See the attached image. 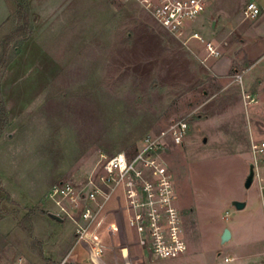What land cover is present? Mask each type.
Instances as JSON below:
<instances>
[{
	"label": "rangeland",
	"instance_id": "rangeland-1",
	"mask_svg": "<svg viewBox=\"0 0 264 264\" xmlns=\"http://www.w3.org/2000/svg\"><path fill=\"white\" fill-rule=\"evenodd\" d=\"M251 2L260 15L245 19ZM19 3L30 24L22 37ZM6 11L0 264H216L264 254V0L213 1L179 39L115 0H0V21ZM194 32L202 42L188 38ZM180 119L181 145L158 138ZM118 155L129 172L105 170ZM162 189L184 255L194 254L182 261L149 249L150 216L167 233ZM235 201L248 206L237 211ZM228 227L233 240L221 246Z\"/></svg>",
	"mask_w": 264,
	"mask_h": 264
},
{
	"label": "built area",
	"instance_id": "built-area-1",
	"mask_svg": "<svg viewBox=\"0 0 264 264\" xmlns=\"http://www.w3.org/2000/svg\"><path fill=\"white\" fill-rule=\"evenodd\" d=\"M123 4H135L145 10L166 32L171 34L173 37L179 39L188 35L189 29L192 27V22H195L202 14L205 13L206 8L213 1L217 0H115ZM243 15L245 19H256L260 15L259 7L251 2L248 3L243 9ZM188 38L190 40H198L202 42V38L197 33H191ZM208 51L211 55H217L214 53L211 45L207 44ZM236 79L240 81V76H236ZM187 133V123L185 119H180L175 122L170 123V126L162 131L158 138L162 140L163 138L170 140L174 145H181L182 141ZM146 145L149 151L155 146L152 139H146ZM156 148V147H155ZM145 154V153H144ZM146 155V154H145ZM141 158V157H140ZM142 160V158H141ZM105 170L107 172H112L118 170L123 173L128 169V164L124 155H118L108 161ZM127 187L130 197H135L134 184L132 182L128 183ZM166 189H162L160 204L169 207L168 225L166 237L163 232H161L159 225L158 216H150V229H149V249L152 256L156 259H175L184 255L186 251V243L181 237V234L177 227V216L174 215V210L171 208L170 203L172 197ZM89 200L94 198V194L90 193L87 197ZM134 205L135 203L131 202ZM90 212L86 211L84 218L92 220L93 215L90 217ZM140 216H135V223L139 222ZM131 225H134L131 221ZM139 225V224H137ZM141 231L140 226L137 227ZM84 233V232H83ZM142 244L145 242L142 241ZM228 261V259H225Z\"/></svg>",
	"mask_w": 264,
	"mask_h": 264
},
{
	"label": "crops",
	"instance_id": "crops-1",
	"mask_svg": "<svg viewBox=\"0 0 264 264\" xmlns=\"http://www.w3.org/2000/svg\"><path fill=\"white\" fill-rule=\"evenodd\" d=\"M8 14H9V11L4 12L3 19L0 21V25H1L2 22H5L4 20L8 16ZM247 206L248 205L245 204L244 209ZM243 210H240V211H243ZM228 229L230 231L231 237H230V240L227 243L231 242L233 240V237H234L233 231L229 227H228ZM253 240H254L253 237H250V239H248L247 242L248 243H252ZM193 255L194 254L187 253V255H183L184 257H182L180 259V261L185 260L186 258H190V256H193ZM263 256H264V254H262V253H246L244 255L233 254V256H230V257L224 256L222 261L217 256V260H218L219 263L217 262L216 264H264V257ZM224 259H228V261H225Z\"/></svg>",
	"mask_w": 264,
	"mask_h": 264
},
{
	"label": "trees",
	"instance_id": "trees-1",
	"mask_svg": "<svg viewBox=\"0 0 264 264\" xmlns=\"http://www.w3.org/2000/svg\"><path fill=\"white\" fill-rule=\"evenodd\" d=\"M17 10H18V19L23 22V26L17 29L15 33L18 36L22 37L28 32L27 28L30 26L28 19L29 15H28V11L27 12L24 11L25 10L24 6L21 3L17 5ZM6 117H7L6 108L3 104V101L0 99V135L4 129Z\"/></svg>",
	"mask_w": 264,
	"mask_h": 264
},
{
	"label": "water",
	"instance_id": "water-1",
	"mask_svg": "<svg viewBox=\"0 0 264 264\" xmlns=\"http://www.w3.org/2000/svg\"><path fill=\"white\" fill-rule=\"evenodd\" d=\"M214 25L212 24V27ZM203 143H206V140L204 139L203 140ZM253 183V174L252 172L250 171L245 183H244V187L245 189H249L250 186L252 185ZM232 207L235 208V210L237 211H240V210H243L244 207H245V203L244 202H233L232 203ZM49 217L54 219L55 221H61V218H59L57 215H54V214H49ZM230 237H231V234H230V231L228 228H224L221 235H220V239H219V242H220V245L223 246L224 244H226L229 240H230Z\"/></svg>",
	"mask_w": 264,
	"mask_h": 264
}]
</instances>
